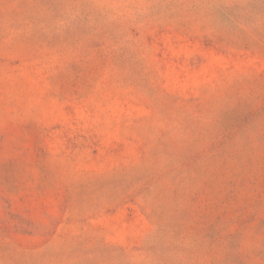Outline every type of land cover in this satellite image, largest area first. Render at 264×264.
<instances>
[{
    "label": "rangeland",
    "instance_id": "obj_1",
    "mask_svg": "<svg viewBox=\"0 0 264 264\" xmlns=\"http://www.w3.org/2000/svg\"><path fill=\"white\" fill-rule=\"evenodd\" d=\"M0 264H264V0H0Z\"/></svg>",
    "mask_w": 264,
    "mask_h": 264
}]
</instances>
